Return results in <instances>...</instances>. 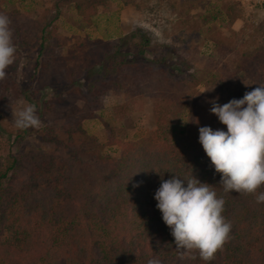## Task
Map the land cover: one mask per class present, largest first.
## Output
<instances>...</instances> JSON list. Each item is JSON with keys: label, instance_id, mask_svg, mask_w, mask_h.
<instances>
[{"label": "rangeland", "instance_id": "obj_1", "mask_svg": "<svg viewBox=\"0 0 264 264\" xmlns=\"http://www.w3.org/2000/svg\"><path fill=\"white\" fill-rule=\"evenodd\" d=\"M234 1L0 0L16 47L14 63L0 80V159L9 152L1 145L6 136L22 131L13 112L31 104L26 94L42 104L44 115L37 112L39 127H30L31 135L19 138L13 152H52L56 147L48 134L67 140L65 125L75 131L80 124L89 138L86 151L99 144L119 157L124 142L151 135L155 102L162 96L178 93L191 100L194 90H206L195 103L211 107L213 98L224 104L264 84V3L247 13ZM230 7L240 10L235 22L227 14ZM144 38L149 42L141 55ZM114 48L129 54L125 75L93 67ZM74 50L89 69L73 71L68 81L71 72L62 60ZM96 84L100 96L92 94ZM19 174L17 180L24 172Z\"/></svg>", "mask_w": 264, "mask_h": 264}, {"label": "trees", "instance_id": "obj_2", "mask_svg": "<svg viewBox=\"0 0 264 264\" xmlns=\"http://www.w3.org/2000/svg\"><path fill=\"white\" fill-rule=\"evenodd\" d=\"M239 11L228 9L231 21L240 18ZM148 42L144 38L138 45L139 54L145 53ZM79 54L74 50L72 57L62 60L71 72L68 81L73 71L89 69ZM105 54L93 67L127 73L128 52L114 48ZM96 86L92 94L100 96L102 89ZM194 91L191 100L178 93L158 99L151 135L124 142L119 157L99 144L86 151L89 138L80 124L75 131L65 125L67 140L49 133L56 150L41 154L13 152L19 138L31 135L30 127L6 136L1 145L7 144L9 152L0 159V264H147L152 258L161 264H264V203H257L254 194L224 192L220 174L199 142V128L227 131V126L210 106L198 107L195 101L203 93ZM26 95L44 115L42 104ZM19 171L24 172L21 180ZM173 175L207 182L225 200L222 215L231 231L209 262L198 250L175 247L156 207L154 193L161 179ZM259 192H264V185Z\"/></svg>", "mask_w": 264, "mask_h": 264}, {"label": "clouds", "instance_id": "obj_3", "mask_svg": "<svg viewBox=\"0 0 264 264\" xmlns=\"http://www.w3.org/2000/svg\"><path fill=\"white\" fill-rule=\"evenodd\" d=\"M10 24V18L0 14V80L15 60ZM217 101L218 97L209 101L210 112L227 126V131L202 126L199 142L220 174L219 184L224 192L254 194L257 203H264V192L257 193L264 185V84L246 91L242 98L224 104ZM13 117L18 129L39 127L41 123L34 104H22ZM154 199L178 250H198L200 258L209 262L228 240L231 223L222 215L225 200L218 197L211 184L194 176L188 179L173 175L161 179ZM147 264L161 261L152 258Z\"/></svg>", "mask_w": 264, "mask_h": 264}, {"label": "built area", "instance_id": "obj_4", "mask_svg": "<svg viewBox=\"0 0 264 264\" xmlns=\"http://www.w3.org/2000/svg\"><path fill=\"white\" fill-rule=\"evenodd\" d=\"M236 2H238L240 7L243 6L245 9H247L248 10L247 13L253 12V9L255 8L257 3H264V1L261 2V0H236ZM207 45L211 46L210 44Z\"/></svg>", "mask_w": 264, "mask_h": 264}]
</instances>
